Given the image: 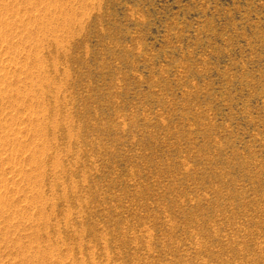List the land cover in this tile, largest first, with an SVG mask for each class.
Wrapping results in <instances>:
<instances>
[{"label": "rangeland", "instance_id": "1", "mask_svg": "<svg viewBox=\"0 0 264 264\" xmlns=\"http://www.w3.org/2000/svg\"><path fill=\"white\" fill-rule=\"evenodd\" d=\"M0 264H264V0H0Z\"/></svg>", "mask_w": 264, "mask_h": 264}]
</instances>
